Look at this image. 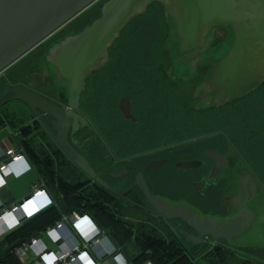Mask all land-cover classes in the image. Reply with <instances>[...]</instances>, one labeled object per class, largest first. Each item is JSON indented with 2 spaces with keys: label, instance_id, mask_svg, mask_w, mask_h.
<instances>
[{
  "label": "flooded vegetation",
  "instance_id": "1",
  "mask_svg": "<svg viewBox=\"0 0 264 264\" xmlns=\"http://www.w3.org/2000/svg\"><path fill=\"white\" fill-rule=\"evenodd\" d=\"M66 26L0 75V111L9 110L18 120L22 116L20 109L27 114L32 145L41 142L40 147L44 146L46 174L53 172L58 186L69 176L57 174L63 168V172L76 178L70 184L80 185L77 195L88 193L86 199L102 215L121 221L126 218L118 215L142 217L150 229L161 227L169 236L167 240L188 253L191 247L210 240L226 241L209 236L199 238V242L190 241L188 235L196 238L198 234L179 218L155 214L149 196L170 205L185 204L201 218L221 221L243 208L252 211L253 203L264 198V80L230 103L215 107L205 104L206 94L197 88L226 37L222 29L213 32L209 43L188 49L187 58H170L163 41L153 56L151 53L148 65L141 62L147 59L144 58L121 69L118 62L122 58L114 56L117 53L109 48L110 58L85 79L75 109L78 119L70 123L66 132L68 144L93 170L94 177H89L55 142L57 131L52 117L10 98V89L20 85L67 106L65 93L52 85L43 60L51 46L78 33H67ZM90 77L96 79V84L102 78L109 82L105 102L111 98L114 103L112 109H104L103 127L114 136L112 139L100 134L98 124L102 123L95 122L91 113L81 107ZM184 182H188L187 190Z\"/></svg>",
  "mask_w": 264,
  "mask_h": 264
},
{
  "label": "water",
  "instance_id": "2",
  "mask_svg": "<svg viewBox=\"0 0 264 264\" xmlns=\"http://www.w3.org/2000/svg\"><path fill=\"white\" fill-rule=\"evenodd\" d=\"M96 1L0 0V74ZM154 2L163 8L167 26L163 41L170 58H187L185 52L195 45L209 43L213 32L222 29L226 33L197 88L206 94L205 104L215 107L230 103L256 89L264 80V0L105 1L98 18L51 46L43 57L52 85L65 93L67 106L55 104L20 85L10 89L12 100L53 118L55 142L89 177H94L93 170L71 148L66 137L70 123L78 119L75 109L85 79L110 58L108 50L127 24ZM96 180L106 186L99 178ZM149 199L155 214L179 218L191 227L199 236L187 234L192 242H199L203 236L229 242L247 230L253 218L248 208L223 221L201 218L185 204L170 205L150 196ZM239 250L264 261V248L239 247Z\"/></svg>",
  "mask_w": 264,
  "mask_h": 264
},
{
  "label": "rangeland",
  "instance_id": "3",
  "mask_svg": "<svg viewBox=\"0 0 264 264\" xmlns=\"http://www.w3.org/2000/svg\"><path fill=\"white\" fill-rule=\"evenodd\" d=\"M160 13H162V7L154 3L153 5L149 6L148 10L145 13H142L140 14V16L138 15L137 17H135L121 31L119 38L110 48L113 53H118L116 57L122 58L118 62L119 68L124 69L127 67V65H130L131 62H134L136 60L141 61L144 58L147 59L141 62H145V64L148 65L151 53L152 56L155 53V50L153 48L155 47V44L158 43L160 35H162V32L164 31V24L160 17ZM78 26H81V23ZM75 31L76 28H70L68 29L67 33H72ZM26 58L27 57H25L24 59ZM94 77H90L88 80L87 90L84 94V98L81 101V107L89 114L91 113V116L95 122L102 123V126L98 124L100 128V134L104 135L106 138L109 137L110 139H112L114 136L108 135L107 130H105L103 127L106 122V114H104V109H112V105L114 103L113 99L111 98H109L107 102H105L107 91L106 87L107 85H109V82H107L106 78H102L101 82H99L100 84H96V79ZM24 78V80H26L25 76ZM43 90L44 89L42 87L41 91ZM22 112L23 110L20 109L19 114H22V121L21 119H19L20 121L15 118L12 119L13 121H15V123H17V127H19V124H23V127H26V123L24 122H27V114L25 112ZM177 122L178 121L176 120V123ZM57 174L60 176L69 175L70 177H67L76 179L73 175L68 174L66 171L63 172V168L59 169V171H57ZM47 177L49 185L51 186V188H53V192L54 189L58 190L57 178H54L55 180L54 182H52L50 176L47 175ZM187 183L188 182L182 183L185 190H187L188 187ZM85 194L86 193H82V195ZM262 202H264V198H260L255 203H253V208L256 213V219L251 223V226L245 232L232 237L229 242L217 239L216 242H214V240H210L207 243L204 242L200 246L191 247L189 249L188 258L191 261H194L196 264H244L245 259L258 261L252 255L239 250V247L264 248V205H262ZM59 206L61 207L62 211H64V213L67 214L70 212L67 211V206H64V203L60 199ZM118 216L121 218H126L122 219L124 222L123 228H116V230H114L109 226L108 228H106L107 231L105 229L104 230L107 233L114 231V241L116 242L122 253L130 261H133L134 258L140 254L135 241V237L137 235L142 236V233L147 232V234L156 235L157 237H161L166 240L169 239L168 234L166 233L167 235H165L161 227H154V229H152L151 227L150 229L148 227L149 222L147 220H143L142 217L140 219V217L135 216L134 214ZM146 227L148 228L146 229ZM44 238L45 242L52 246L49 243L48 238ZM106 264H115V259L113 257H109Z\"/></svg>",
  "mask_w": 264,
  "mask_h": 264
},
{
  "label": "built area",
  "instance_id": "4",
  "mask_svg": "<svg viewBox=\"0 0 264 264\" xmlns=\"http://www.w3.org/2000/svg\"><path fill=\"white\" fill-rule=\"evenodd\" d=\"M15 163L22 164L23 169L32 167L12 145L5 147L0 157V188L14 172ZM43 186L42 182H37L21 201L9 206L0 204V236L53 204ZM43 237L48 238L51 247ZM14 254L21 264H106L109 257L115 259V264H131L88 214L75 210L61 214L51 226L22 242L14 249Z\"/></svg>",
  "mask_w": 264,
  "mask_h": 264
},
{
  "label": "trees",
  "instance_id": "5",
  "mask_svg": "<svg viewBox=\"0 0 264 264\" xmlns=\"http://www.w3.org/2000/svg\"><path fill=\"white\" fill-rule=\"evenodd\" d=\"M105 1L107 0H98L92 5H90L86 10L81 12L71 21H69L66 24L67 26L65 27V29L76 28L75 32L81 31L84 27L89 25L93 20L100 16V8ZM154 3L160 5L157 2ZM154 3H152L151 5H153ZM149 6L147 7L146 11L148 10ZM160 17L164 24V31L162 32V35H160L158 43H156L155 47L153 48L154 50H156L157 45L163 42L166 35L167 26L163 14V8L162 13H160ZM80 23L81 26H78ZM117 39L114 42H116ZM116 55H118V53ZM12 119L13 116L10 114L9 110L0 111V127L4 126L7 122H13ZM26 130V127L22 128L23 132H25ZM23 144L25 146V149L28 147V149L33 151V149L29 147V143L27 141H23ZM35 162H41L42 167L40 171L46 174V171L48 170L47 160L40 159V161H38L37 158ZM53 174L54 173L52 172L49 175L52 182H54L55 180ZM58 178L60 177L58 176ZM78 186L80 185L70 184L68 182H61L57 186L60 196H55V203L45 208L37 215L21 221L16 228L10 230L9 232L3 235L0 239V264H21L14 254V249L19 246L22 242L26 241L29 237L37 234L39 231L45 229L47 226H51L57 219L60 218L61 214H63L64 211H62L61 207L59 206V199L64 203V206H67L68 212L75 210L82 213H86L92 216L93 219L98 223V225L105 230L109 226L112 227V229L114 230H116V228H123V221L110 220L105 215H102L100 211L94 209L92 204H90L91 200L86 199L90 196L88 193H86L85 195H77L76 191ZM108 235L110 236L111 240L116 244V242L114 241V231L108 232ZM135 241L140 254L137 255V257H135L133 261L129 260L131 264H145L147 262H150L151 264H196L194 261H191L188 258V252L184 251L179 244L175 245V243L169 240L144 232L142 233V236L137 235L135 237ZM244 262L246 264H264V262L260 260H246Z\"/></svg>",
  "mask_w": 264,
  "mask_h": 264
},
{
  "label": "crops",
  "instance_id": "6",
  "mask_svg": "<svg viewBox=\"0 0 264 264\" xmlns=\"http://www.w3.org/2000/svg\"><path fill=\"white\" fill-rule=\"evenodd\" d=\"M24 123H26V128L28 129L27 122L25 121ZM22 128H23V124H19V127H17V123H15V121L7 122L4 126L0 127V157L2 158L3 149L7 146L12 145L17 150V152L25 156L28 163L32 166L31 169H25V168L23 169L22 164L20 165L16 163L13 164L14 172H12L10 175L6 177L5 185L0 188V204L9 206L13 203H17L21 201L26 195L30 193L32 187L37 182H42L44 184L43 186L44 189H46L50 197L53 199V203H55L56 202L55 196L56 195L60 196V194L57 189H54V192H53L52 190L53 188H51V186L49 185L47 175L40 171L42 167L41 162L40 163L35 162L37 158H38V161H40V159L45 160L46 158L44 154L45 152L42 151L44 146L40 147L42 146L40 145L41 142L38 143L36 146H33L29 129L26 130L25 132H22ZM23 141H27L29 143V147L33 149V151L28 149V147L25 149ZM63 176H66V175H63ZM65 179L66 180L64 179L63 180L69 183H72L74 180L67 176ZM262 205H264V202H262ZM252 211L253 213H255L254 208L252 209ZM63 214L66 215V213H63ZM254 215L252 219L253 221L256 219V213ZM253 221H251V223ZM2 236H0V239L2 238ZM43 239L45 241L44 237ZM49 247L51 246L49 245ZM246 260L248 259H245V261ZM249 261H252V260H249Z\"/></svg>",
  "mask_w": 264,
  "mask_h": 264
},
{
  "label": "bare ground",
  "instance_id": "7",
  "mask_svg": "<svg viewBox=\"0 0 264 264\" xmlns=\"http://www.w3.org/2000/svg\"><path fill=\"white\" fill-rule=\"evenodd\" d=\"M38 214V213H37ZM4 229V227L3 228H1V231Z\"/></svg>",
  "mask_w": 264,
  "mask_h": 264
}]
</instances>
